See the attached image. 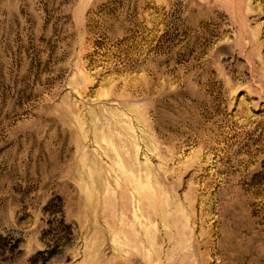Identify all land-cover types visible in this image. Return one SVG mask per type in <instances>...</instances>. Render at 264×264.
Instances as JSON below:
<instances>
[{"label":"rangeland","instance_id":"rangeland-1","mask_svg":"<svg viewBox=\"0 0 264 264\" xmlns=\"http://www.w3.org/2000/svg\"><path fill=\"white\" fill-rule=\"evenodd\" d=\"M0 264H264V0H0Z\"/></svg>","mask_w":264,"mask_h":264}]
</instances>
